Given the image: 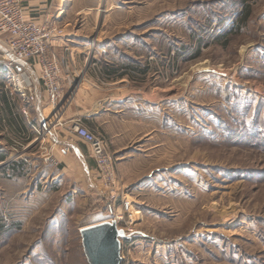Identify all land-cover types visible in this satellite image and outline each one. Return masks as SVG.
Wrapping results in <instances>:
<instances>
[{
	"label": "rangeland",
	"instance_id": "rangeland-1",
	"mask_svg": "<svg viewBox=\"0 0 264 264\" xmlns=\"http://www.w3.org/2000/svg\"><path fill=\"white\" fill-rule=\"evenodd\" d=\"M114 1L122 6L114 17L129 24L124 35L110 42L114 56L151 62V75L138 85L147 91L158 87L161 99L171 97L160 102V115L172 133H159L154 162L138 176L174 164L173 174L161 176L175 188L181 184L183 190L182 197L172 199L162 196L159 188L161 195L147 196L151 204L147 212V205L137 206L132 191L125 187L142 214L136 220V235L121 237V264H264V136L249 137L245 132L261 99L263 108L255 123L264 127V65L257 58V49L264 47V0H251L247 25L227 37L226 47L215 40L222 28L214 22L201 56L180 57L174 68L169 55L161 56L172 45L174 50L193 45L191 29L196 25L191 19L185 26L170 24L169 14L182 11L199 21L207 16L204 9L224 6L227 12L222 16L229 24L240 0ZM73 80L75 86L81 79L74 75ZM217 83L255 97L247 115L239 116L242 108L233 110L225 95L216 92ZM241 119L244 124H239ZM221 121L235 132L221 127ZM134 145L125 151H132ZM33 150L37 155L22 180L0 170V264H89L80 228L111 218L116 207L105 199L77 207L42 192L36 181L39 143ZM118 180L124 185L119 176ZM199 230L201 235L193 239ZM183 241L190 249L177 256V262L169 244Z\"/></svg>",
	"mask_w": 264,
	"mask_h": 264
},
{
	"label": "crops",
	"instance_id": "crops-1",
	"mask_svg": "<svg viewBox=\"0 0 264 264\" xmlns=\"http://www.w3.org/2000/svg\"><path fill=\"white\" fill-rule=\"evenodd\" d=\"M112 1L108 0L105 4L103 0H22L27 19L36 20L47 27L62 28V34L53 41L52 51L65 61L63 74L69 70L73 76L81 79L75 86L68 83L65 77L63 79V96L58 106L61 108L59 119L63 125L58 127L57 135L51 130L46 133V145H53L58 163L55 166L44 163L40 149V169L36 181L42 192L60 197L63 203H75L77 207L82 203H102L101 182L90 145L70 129L81 120L107 138L109 148L118 160V176L124 184L121 188L128 186L137 206L146 204L145 211L150 212L151 204L147 196L161 195L159 188L162 196L167 198L178 199L183 195L181 184L175 188L170 179L163 180L161 176L173 174L174 164L150 169V172L138 176L154 162L152 155L159 144L156 140L159 133H172L170 124L163 121L160 115V102L171 97L161 99L158 87L147 91L138 85L151 75V62L150 72L144 81L131 80L127 76L107 77L102 72L101 60L111 62L118 59L111 50L110 42L124 35L129 25L127 19L114 17L121 13L122 6L114 5ZM24 68L33 80L37 93L35 103H26L15 91L7 77L6 64L0 59V152L8 155L6 160L22 152L28 161L22 158L17 160H24L28 170L32 166L30 161L37 155L32 143L37 136L35 128L43 130L54 117L56 109L48 102L40 79V66L30 60L24 63ZM80 75H83V79ZM24 106L29 107V117L22 111ZM133 145L132 151H125ZM66 146L70 150L67 151ZM7 164L3 161L0 166ZM11 171H8L9 175ZM26 174L12 175V179L22 180ZM201 233V230L194 232L192 238ZM185 243L169 244L172 259L189 251L190 247L187 248Z\"/></svg>",
	"mask_w": 264,
	"mask_h": 264
},
{
	"label": "built area",
	"instance_id": "built-area-1",
	"mask_svg": "<svg viewBox=\"0 0 264 264\" xmlns=\"http://www.w3.org/2000/svg\"><path fill=\"white\" fill-rule=\"evenodd\" d=\"M62 32L61 27H47L46 24L27 19L22 0H0V45L2 46L0 59L6 64L9 81L26 103H35L37 93L32 77L27 73L24 65H19L13 57H17L24 63L33 60L40 66V79L48 102L56 109L54 117L43 130L35 128L37 136L32 141L34 145L39 143L43 162L51 166L57 165L58 162L53 153V145H46V133L51 130L57 135L58 127L63 125L59 119L61 108H58L63 96V79L65 77L70 84L74 81V76L69 70L63 74L64 59L52 51L53 41ZM22 111L26 117H29L28 106H24ZM70 129L90 145L101 182L102 196L109 205L116 207L113 216L107 220H115L124 236L136 235V220L142 212L137 209L131 199L130 191L119 185L117 158L111 152L107 138L87 127L81 120H78ZM65 149L68 151L70 147L66 146ZM18 158L28 161L22 152H18L9 160H5L4 164L16 161Z\"/></svg>",
	"mask_w": 264,
	"mask_h": 264
},
{
	"label": "trees",
	"instance_id": "trees-1",
	"mask_svg": "<svg viewBox=\"0 0 264 264\" xmlns=\"http://www.w3.org/2000/svg\"><path fill=\"white\" fill-rule=\"evenodd\" d=\"M206 12V17L203 20H195L194 18H190L187 16L185 12H175L173 14H169L168 22L170 24H184L185 26L189 20L192 21L196 26L193 27L191 30L194 44L193 45H180L176 50H174V45L169 47L166 52V56H161V59H166L169 55L172 58L173 63H171L172 67L174 68L175 65L178 63L179 58L185 59L187 57L188 60H194L201 56L202 47L206 42V38L209 36V30L214 22H217V27L221 29V31L216 35L215 40L217 42H221L223 46H227L229 43V39L227 38L230 34L236 33L242 30L245 27L252 15V3L251 0H240L236 3V6L233 7L232 12L235 14V20L233 22L227 24V18L223 17V12H227V9L224 6L221 7L220 10H216L215 8H208L204 9ZM192 27V26H191ZM174 51V54L173 52ZM188 55V56H187ZM257 58L259 59V63L264 65V47H260L257 49ZM164 62V61H162ZM165 63V62H164ZM102 72L107 75V77H129L131 80L135 81H144L150 72V65L148 62H140L133 58L127 57L125 59H114L111 62L101 60L99 62ZM216 92L225 95V100L229 102V105L233 107L232 109L241 112V108L243 110V114H239V116H245L249 110L250 106L253 103L255 97L253 95L247 94L244 95L241 93L240 88L233 87L230 84L226 85H219L218 83L215 84ZM246 96L245 104H242V97ZM262 101L257 100L254 111V117L250 119L249 124H247V130L245 131L248 136L256 137L254 135H258L259 133L264 136V127L258 128L256 125V118H258V114H260V109L262 110ZM239 117L238 119H240ZM245 119H241L239 121L244 124ZM256 120V121H255ZM218 122V121H217ZM256 122V123H255ZM220 126L224 129H228L230 132H235L230 130L229 125L225 124L224 121L219 122ZM241 126V125H240ZM213 133V132H212ZM8 155L6 153L0 152V163L7 159ZM12 170V174L23 176L26 172V165L24 160H17L11 162L9 165H4L0 167L1 171L7 172Z\"/></svg>",
	"mask_w": 264,
	"mask_h": 264
},
{
	"label": "water",
	"instance_id": "water-1",
	"mask_svg": "<svg viewBox=\"0 0 264 264\" xmlns=\"http://www.w3.org/2000/svg\"><path fill=\"white\" fill-rule=\"evenodd\" d=\"M19 64L24 61L13 57ZM82 246L89 264H121L123 231L115 220L101 221L80 228Z\"/></svg>",
	"mask_w": 264,
	"mask_h": 264
}]
</instances>
